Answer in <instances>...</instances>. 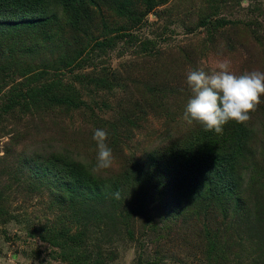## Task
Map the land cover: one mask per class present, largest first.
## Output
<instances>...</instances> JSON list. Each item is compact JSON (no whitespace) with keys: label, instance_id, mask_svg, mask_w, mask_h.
Listing matches in <instances>:
<instances>
[{"label":"rangeland","instance_id":"374dc122","mask_svg":"<svg viewBox=\"0 0 264 264\" xmlns=\"http://www.w3.org/2000/svg\"><path fill=\"white\" fill-rule=\"evenodd\" d=\"M93 1L0 33V264H264V96L230 196L191 201L138 175L145 154L200 125L184 119L188 72L225 60L264 72V0ZM95 129L108 133L107 169ZM54 153L97 176L128 165L143 185L117 204L110 186L87 199ZM62 233L71 247L48 241Z\"/></svg>","mask_w":264,"mask_h":264},{"label":"trees","instance_id":"16d2710c","mask_svg":"<svg viewBox=\"0 0 264 264\" xmlns=\"http://www.w3.org/2000/svg\"><path fill=\"white\" fill-rule=\"evenodd\" d=\"M88 1L94 3L93 0H0V33L3 34L7 28L18 25L56 22L59 13L54 10L55 3L70 14L73 8L79 10L81 6L85 7ZM127 5H132V1L122 0L119 6L124 8ZM203 24L212 25L210 18L203 19ZM184 133L183 138L178 141L168 139L167 147H155L145 154V158L141 159L142 167L138 170V175L143 176V173L145 177L148 175L151 179L156 178L174 188L176 193L188 196L191 201L199 199L206 203L211 197L219 199V196H230L238 189V179L241 176L238 168L245 157L251 136L250 129L244 124L229 121L223 126V134L205 131L201 124ZM53 159L62 164V172L74 186L89 191L88 195L86 194L87 199L98 197L103 188L106 187L107 191V186H110L111 194L120 192V199H116L114 195L111 197L117 204L124 199L125 188L129 187L138 192L143 185L144 180L140 177L129 175L132 172L128 165L118 176L104 177L97 176L87 166L76 164L66 154L54 153ZM74 196L70 197V202L77 199ZM85 200L84 198L82 201L86 202ZM66 238L68 243L74 244L76 235L67 234ZM61 239L62 242H59L54 236L48 238V241L62 248L71 247V244L65 242L63 233ZM80 261L87 263L88 257Z\"/></svg>","mask_w":264,"mask_h":264},{"label":"clouds","instance_id":"9594fccd","mask_svg":"<svg viewBox=\"0 0 264 264\" xmlns=\"http://www.w3.org/2000/svg\"><path fill=\"white\" fill-rule=\"evenodd\" d=\"M230 62H219L211 72L195 69L187 73L186 83L191 90L184 111L188 124L203 125L205 131L223 134L229 121L246 124L264 96V72L252 71L240 75L229 70ZM108 133L95 129L93 140L97 144L98 169H107L113 163L112 149L107 144ZM120 199V192L114 194Z\"/></svg>","mask_w":264,"mask_h":264}]
</instances>
